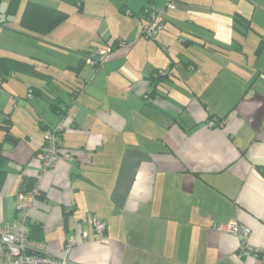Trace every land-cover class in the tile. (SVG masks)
<instances>
[{
	"label": "crops",
	"instance_id": "1",
	"mask_svg": "<svg viewBox=\"0 0 264 264\" xmlns=\"http://www.w3.org/2000/svg\"><path fill=\"white\" fill-rule=\"evenodd\" d=\"M10 1L0 2L11 69L0 66V223L18 218L22 183L41 174L59 96L71 157L42 175L30 213L51 253L71 244L78 264H264L219 228L243 222L264 248V0H245L251 12L244 0H20L7 14ZM29 1L68 17L33 30L21 22ZM146 6L165 19L153 39L142 35ZM118 39L130 43L89 62ZM167 68L151 93L148 77Z\"/></svg>",
	"mask_w": 264,
	"mask_h": 264
},
{
	"label": "built area",
	"instance_id": "2",
	"mask_svg": "<svg viewBox=\"0 0 264 264\" xmlns=\"http://www.w3.org/2000/svg\"><path fill=\"white\" fill-rule=\"evenodd\" d=\"M176 0H168V6L172 7ZM164 16L160 11L151 10L148 20L143 26V35L147 38L156 37L164 29ZM129 43H123L126 46ZM111 48H103L98 56L88 60L93 65H103L110 56ZM97 58V59H95ZM210 124H214L210 122ZM67 128V118H62L53 127L47 130L45 144L39 151L41 174L38 176L33 188L28 191H20L17 194V210L19 216L16 219L0 223V264H78L72 261L68 254L71 244L62 256L51 253L43 239L30 236L29 221L31 210L36 207L37 198L41 194L42 175L54 169L60 158H70L71 154L62 150L64 134ZM96 229L102 233L105 223L96 221ZM221 230L234 233L239 238L238 253L241 256L260 259L264 263V248L250 244L251 228L243 222L233 220L219 227Z\"/></svg>",
	"mask_w": 264,
	"mask_h": 264
},
{
	"label": "trees",
	"instance_id": "3",
	"mask_svg": "<svg viewBox=\"0 0 264 264\" xmlns=\"http://www.w3.org/2000/svg\"><path fill=\"white\" fill-rule=\"evenodd\" d=\"M0 2H1V0H0ZM19 3H20V0H11L6 13L7 14L15 13L17 8H18ZM151 10H153V7L146 6L140 12V14L141 15H148ZM0 14H1V11H0ZM67 17H68V13L64 10L57 8V7H52V6H49V5L40 3V2H36V1H29L28 3H26V7L24 9L21 22L26 27H29L33 30L39 31L41 33H49L60 22L65 20ZM240 19L243 22H244V20H247L246 17H243V16L242 17L240 16ZM247 26H248V24H247ZM142 35H143V32H142ZM150 39H153V38H150ZM123 43H130V42L126 39H118L117 41H115L114 43L111 44V50L115 46H122ZM95 56L97 57L98 54H91L90 56H88V59L90 57H95ZM85 59H86V57H85ZM95 59H97V58H95ZM5 62H8V61H5ZM0 66L3 69H5L6 71L10 72V70H11L9 68V65H7V63L2 64L0 62ZM171 74H172V70L169 68L154 70L150 74V76L148 77V80L150 81V86H151L150 92L154 93L156 91L157 84L162 79H164L167 76H170ZM1 78L4 79V77H1ZM80 88L81 87H76L75 89H73V91L70 93V95L77 94V92ZM29 95L30 96L32 95V91H30ZM147 97H148V95H147ZM58 99H59V96H56V99L51 102L52 103L51 106H52L53 110L60 113V115L62 116L61 119L67 118V116H66V114H67L66 105L65 104L63 105L62 104L63 102L58 101ZM214 123L217 124V121H214ZM9 124H10V122H9ZM53 126H49L48 129L53 127ZM5 128L8 131L7 133H9V130H8L9 125H6ZM7 135H8V137H11V134H7ZM44 144H45V141H44ZM44 144H43V146H44ZM36 181H37V179H35V178L25 179L24 182L22 183L20 191H28V190L32 189L34 184L36 183ZM28 225H29L30 236H32L34 238H39L38 236H36L35 233H38L39 231L42 230L41 225H39L37 223H33V222H31V220L29 221Z\"/></svg>",
	"mask_w": 264,
	"mask_h": 264
},
{
	"label": "rangeland",
	"instance_id": "4",
	"mask_svg": "<svg viewBox=\"0 0 264 264\" xmlns=\"http://www.w3.org/2000/svg\"><path fill=\"white\" fill-rule=\"evenodd\" d=\"M239 2H240L239 0H221V6L224 7L225 9H228L229 7L237 5ZM246 3H247V5H246ZM240 5H242V6L244 5V9L245 10H248L250 12L252 11L251 10L252 6H251V4L249 2H246L245 0L241 1ZM169 9H172V8H169ZM230 11L235 13L236 9H233V10L230 9L227 12H230ZM180 18H181V16H180ZM205 18H206V16H205Z\"/></svg>",
	"mask_w": 264,
	"mask_h": 264
}]
</instances>
